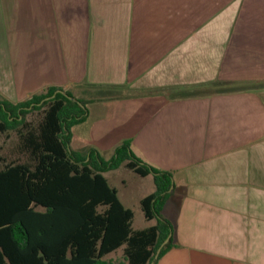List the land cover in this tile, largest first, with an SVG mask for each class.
Here are the masks:
<instances>
[{
  "label": "crops",
  "instance_id": "0c3cea01",
  "mask_svg": "<svg viewBox=\"0 0 264 264\" xmlns=\"http://www.w3.org/2000/svg\"><path fill=\"white\" fill-rule=\"evenodd\" d=\"M8 48L19 91L89 102L87 152L172 173L157 264H264V0H0Z\"/></svg>",
  "mask_w": 264,
  "mask_h": 264
},
{
  "label": "trees",
  "instance_id": "16d2710c",
  "mask_svg": "<svg viewBox=\"0 0 264 264\" xmlns=\"http://www.w3.org/2000/svg\"><path fill=\"white\" fill-rule=\"evenodd\" d=\"M61 90L49 86L19 102L0 99V131L17 136L15 158L0 164V264H157L173 245L171 235L155 258L173 230L163 215L172 173L145 163L129 139L108 159L94 147L86 154L73 150L72 128L87 117L88 101ZM122 165L153 175L156 190L140 205L155 225L133 227V210L105 175ZM120 248L123 260L106 258Z\"/></svg>",
  "mask_w": 264,
  "mask_h": 264
},
{
  "label": "rangeland",
  "instance_id": "374dc122",
  "mask_svg": "<svg viewBox=\"0 0 264 264\" xmlns=\"http://www.w3.org/2000/svg\"><path fill=\"white\" fill-rule=\"evenodd\" d=\"M5 42L7 44L14 43L12 39H6ZM18 61H19V54L17 51H13L12 49L10 50V48L3 50V52L0 50V99H8L11 100L12 102H19L29 99L35 93L45 92L47 89V88H43L39 91L36 90L35 92H31V93L19 91V89L16 86L17 81L12 79L14 78V73L11 72L12 67L14 68L18 67ZM69 90L75 97H77V95L79 94L76 89H69ZM105 91L107 93L111 92L107 90ZM103 92L104 90L99 88L94 91L96 95H100ZM87 107H89V104H87ZM36 115L37 112L30 113L28 115V118L31 119ZM88 120H86L85 118V121L83 123L88 125V122H90ZM84 124L80 125L79 130L72 131V133L74 132L75 134L76 132L80 131L81 138L78 140V144L75 140H73V142L71 141V148L82 154H86L88 148L90 147V145H92L90 142H88V138L86 137V135L82 136L84 134V131L82 130ZM16 143H17V136L15 133H11L10 135H7V133L0 131V164H3V162L10 160L11 158H15L16 155L14 153V149ZM113 154L114 152L111 150L101 153V155L107 159L110 158ZM105 175L108 178L110 185L118 190V195L122 203L126 207H129L133 210L134 212L133 227L143 228L148 223H150L145 218L140 205L141 197L149 193L153 189V186L151 185L149 179H145L141 177L133 170L127 168L124 165L120 166L118 169H114L106 172ZM123 257H124L123 249L118 250L117 252L112 253L109 256H106L107 259L113 260L116 263L123 260Z\"/></svg>",
  "mask_w": 264,
  "mask_h": 264
},
{
  "label": "water",
  "instance_id": "95a60500",
  "mask_svg": "<svg viewBox=\"0 0 264 264\" xmlns=\"http://www.w3.org/2000/svg\"><path fill=\"white\" fill-rule=\"evenodd\" d=\"M63 93H66V89H63V90H61ZM70 98L71 99H75L74 97H72V96H70ZM171 235L172 234H170L169 236H168V238L162 243V245L159 247V249H158V251H157V254H156V256H155V258H157L158 257V254L160 253V251H161V249H162V247L169 241V239H170V237H171Z\"/></svg>",
  "mask_w": 264,
  "mask_h": 264
}]
</instances>
